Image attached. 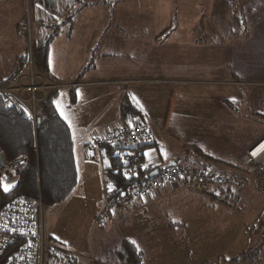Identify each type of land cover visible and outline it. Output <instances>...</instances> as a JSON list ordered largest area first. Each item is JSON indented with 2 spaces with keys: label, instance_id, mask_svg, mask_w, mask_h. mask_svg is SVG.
<instances>
[{
  "label": "rangeland",
  "instance_id": "obj_1",
  "mask_svg": "<svg viewBox=\"0 0 264 264\" xmlns=\"http://www.w3.org/2000/svg\"><path fill=\"white\" fill-rule=\"evenodd\" d=\"M200 1L203 5L195 12H182L198 24L178 26L174 22L170 28L169 25L157 26L154 29L156 33L167 28V32L174 31L171 40L166 44L140 45L141 49L139 45L133 44L129 47L130 57L119 50L115 58L99 59L96 65L102 71L104 67L110 78L134 75L138 63H145L141 73L147 74L150 80L160 77L171 78L170 76L183 80L189 77H182L180 74L202 72L204 75L207 71H218L217 74H220L218 78H221L219 80L229 81L233 80L232 73H238L239 78L245 83L241 86L220 85L218 86L220 95L223 93L225 99L230 102L240 100L243 103L240 112L248 116L250 113L256 119L229 117L227 113L225 122L214 125L208 130L209 135H206V138L202 137L203 144L213 146L212 148L223 154L225 152L237 154L248 134L264 130V0ZM117 2L115 0L114 3ZM53 4L56 5L55 0H40L38 6L52 8ZM74 4L78 6L76 2ZM126 4L128 3L123 4L124 10L129 9V5ZM250 6L253 10L251 14ZM36 10L38 9L34 6H30V10L28 8V11L33 12L30 16L33 40L34 26L40 27L39 22L43 18L44 22L51 23L45 18V13L39 14ZM99 11L97 9V13ZM134 14L137 15L136 12ZM134 14L126 13L129 16ZM161 15L164 17L165 12ZM95 19L101 20L100 16ZM248 19L251 21L248 22ZM221 20H226L225 28L220 27ZM233 20H239L237 25ZM224 31L225 42L222 40ZM24 42L28 45L25 40ZM109 63L113 65L109 67ZM79 79L75 81L76 83L63 87L86 84L82 79L78 81ZM198 80L197 83L193 82L190 85L174 86L181 88L173 100L170 91L162 94L166 101L162 109H166L171 101L178 103L184 98L187 101L209 99L207 91L208 95H211L212 88L208 89L209 86L207 87L204 80ZM134 81L131 79L130 84ZM143 86L150 92L153 87L158 88L160 85L152 83L143 84L141 87ZM68 88L61 90L58 104L60 112L72 126L77 153L79 149L77 134L80 131V124L86 119L83 115L72 114L74 101L70 94L71 89ZM187 94H191V97H186ZM151 105L155 104L150 103ZM78 106L79 109H83L84 104L79 103ZM160 134L171 150L179 148L176 140L169 136V132ZM235 160L233 165L209 162L208 168H216L239 177L246 176L247 173L242 170L248 168L245 161ZM189 161L194 163L192 164L194 167L201 166L197 161ZM178 163L184 161L179 159ZM244 165L245 168H238ZM93 167L84 171L80 169L78 183L71 195L64 201L48 207L47 212V234L50 243L69 255L76 256L75 264H80V260L84 261L83 256L89 254L93 246L97 259L106 261L101 253L103 248L110 244L113 246L117 241L120 243L121 236L135 242L142 251L146 264H243V262L258 264L257 261L261 259L260 263L264 264L263 248L254 255L256 249L254 246L258 244L260 233L264 229V194L258 191L253 182L248 181L242 192L236 195L229 192L228 196L221 197L225 199L220 200L214 199L210 193L185 188L165 202L148 207L146 212L137 211L128 218L124 224L127 225L120 228L115 223L99 226L93 221L103 199V183L99 168L96 163H93ZM14 182V179L2 180L0 185L4 189L7 185L9 189ZM214 193L217 196L221 194L219 191ZM176 221L181 224L170 230L168 223Z\"/></svg>",
  "mask_w": 264,
  "mask_h": 264
},
{
  "label": "crops",
  "instance_id": "obj_2",
  "mask_svg": "<svg viewBox=\"0 0 264 264\" xmlns=\"http://www.w3.org/2000/svg\"><path fill=\"white\" fill-rule=\"evenodd\" d=\"M32 1L0 0V83L9 81L21 67L20 58L25 55L27 45L19 36L17 27L27 14L31 16L33 12L28 11V8L30 10V6H34L38 9L36 10L37 13H45L46 15L44 16L47 21H51L50 24L46 23L43 21V18L42 22H39L40 27L34 26V40L38 41L42 37L52 34L54 27L58 26L55 27L56 33L49 46L47 73L49 77L64 85L74 84L79 78L78 81L82 79L86 82V84L68 86L71 89L70 94L74 95L75 99L72 103L74 107L72 114L76 116L83 115L86 119L80 124V131L77 134L79 146L77 153H75L74 144L75 162L79 173L80 169L82 171L93 169V163H96L102 179L100 163L86 157L82 141L85 132L89 128L105 125L119 116L125 97L137 109L139 113L138 117L147 125L152 136L151 140L138 145L136 149L142 156L144 172H148L151 169L168 167L172 163L194 164L189 160L201 163V166L196 165L197 168H205L203 160L187 151L184 147L186 145L198 146L216 159L233 165V161H236L235 159L245 161L249 148L264 137L263 129L256 130L251 135L248 134L245 142L240 145L237 154L232 152H225L223 154L212 148L213 146L202 143V137L206 138V135H209L208 130L214 125L225 122L228 116L256 119L250 113L248 116L240 112L239 109L243 106L240 100L230 102L225 99L223 93L220 95V87H218L220 85L232 84L241 86L245 83L239 78L238 73H232L233 80L229 81L225 79L219 80L221 78H218L220 75L217 74L219 73L218 71H207L204 75L201 74L202 72L180 74L183 75L182 77H189V79L183 80L178 79L176 76L150 80L147 74L141 73L145 63H138L134 75L110 78L104 67L102 71L96 65L99 59L110 60L111 58H115L119 50H122L125 56L130 57L129 47L133 44L139 45L140 49L142 48L140 45L156 46L166 44L167 41L171 40L172 33H174V31L167 32V29L172 27L174 22L178 26L182 24H198V22L188 18L187 15H183L182 12H195L203 5V2L200 0H117V3H114L115 0H55L56 5L53 4L52 8L38 6L40 0H34L35 3H32ZM75 2L78 6H75ZM125 3L129 5L128 10L123 9V4ZM213 7L214 5H212ZM97 9L100 10L99 13H97ZM249 9V13L251 14L253 12L252 7L250 6ZM128 12L133 14L136 12L137 15H126ZM162 12H165V19L161 15ZM98 16L101 19L99 21L95 19ZM248 20V22L251 21L250 19ZM221 22L222 26L218 25L225 28L226 20H221ZM233 22L237 25L239 20H233ZM157 26L169 27L156 33L154 29ZM225 34L226 32L224 31L222 34L223 42H225ZM139 64L141 65L140 69L138 68L140 67ZM112 65L113 63H109V67ZM222 77H224L223 74ZM192 78L196 80H191ZM131 79L135 81L129 85V89L125 95L122 81ZM198 79L204 80L203 82L207 83V87L209 86L208 89L212 88L211 95H208L209 91H207L209 99L205 101H187L184 98L183 100H179L178 103L171 101L166 109H162V105L166 103L162 98V94L170 91L173 100L175 95L180 92L181 85H190L193 82L199 81ZM152 83L159 84L160 86L158 88L153 87L150 92L144 86L141 87L143 84ZM162 85L169 86L162 87ZM177 85L181 87H174ZM63 88L58 91L55 97V105L59 115L70 126L73 138L72 126L59 109L58 100ZM190 95L187 94L186 97ZM79 103L84 104L83 109H79ZM150 103L155 105L150 106ZM227 113L228 116L226 117ZM251 113L256 114L257 112ZM171 117L172 119H170ZM193 125H195L194 128ZM161 132H169V136L176 140L177 147L179 146V148L171 150L170 146L164 143V140L161 138ZM179 159L184 161V163H178ZM114 160L110 156L104 164L105 167L112 170ZM239 167L245 168V165ZM244 171H247V169ZM182 190H185V188L181 183H172L157 189L149 195L147 200L149 202L148 207L157 203H163L166 199L180 193ZM101 204L98 206L95 216ZM136 212L129 209L124 216L113 219L110 224L115 223L120 228L125 227L127 224H124L128 218ZM179 224H181L179 221L168 223L170 230H174ZM99 226H102V224ZM124 239L133 242L128 237L121 236L120 243L117 241L113 246L110 244V246L103 248L101 253L106 258V261L97 259V253L93 246L89 254L83 256L84 261L80 260V264H129L120 258L118 254ZM134 245L136 246L135 243ZM136 248L141 256L140 264H146L142 251L137 246ZM254 248H256L254 255H257L260 248H262L260 239ZM108 259L110 260L109 262ZM261 261L262 259L258 260L257 263L262 264L260 263ZM243 264L253 263L243 262Z\"/></svg>",
  "mask_w": 264,
  "mask_h": 264
},
{
  "label": "built area",
  "instance_id": "obj_3",
  "mask_svg": "<svg viewBox=\"0 0 264 264\" xmlns=\"http://www.w3.org/2000/svg\"><path fill=\"white\" fill-rule=\"evenodd\" d=\"M26 41L27 59L20 72L10 81L0 85V95L7 107L19 109L32 123L35 134L46 123L44 104L47 99L63 88V84L51 79L41 70L33 58L32 24L27 14L17 27ZM127 94L130 80L122 81ZM147 125L137 116L121 110L119 116L102 126L89 128L82 141L87 158L100 163L104 197L95 216V224L110 223L130 210L146 211L148 197L155 190L181 183L184 188L199 192H242L248 181L264 194V137L249 148L245 158L246 176L239 177L221 170L197 168L191 164H175L144 172L142 156L129 145L138 146L151 140ZM113 157L121 164L120 173L126 184L112 177V170L105 162ZM255 153V155H253ZM28 153L9 160L0 152L1 181L18 177L26 165ZM158 170L156 174H152ZM48 207L39 192L33 198L20 197L0 208V264H45L46 252L51 247L47 234ZM264 249V229L260 233Z\"/></svg>",
  "mask_w": 264,
  "mask_h": 264
},
{
  "label": "trees",
  "instance_id": "obj_4",
  "mask_svg": "<svg viewBox=\"0 0 264 264\" xmlns=\"http://www.w3.org/2000/svg\"><path fill=\"white\" fill-rule=\"evenodd\" d=\"M55 27L52 34L44 36L38 41L33 40L32 44L33 58L45 73H48L49 46L56 33ZM26 59L27 54L25 53L20 58V69L25 65ZM5 82H1L0 85ZM57 93L51 95L44 104L47 120L45 126L37 134L25 115L15 107H7L0 95V152L9 160L28 153L26 165L14 179V185L7 191L0 185V208L20 197H36L39 192L44 204L50 207L68 198L77 185L78 171L75 162L74 141L70 126L57 111L55 105ZM122 110L139 115L127 97L123 101ZM184 147L202 159L205 168H208L209 162L225 163L198 146L186 145ZM115 151L114 149L110 150L111 158H115L113 157ZM120 168L121 164L114 160L112 177L119 183L126 184L125 179L121 176ZM220 192V196L215 195L214 192H211L210 195L224 199L221 198L223 195L226 197L230 194L225 190ZM118 254L129 264H140L141 262L140 253L134 243L128 239L122 241ZM76 259V256L69 255L51 244L46 252L45 264H75Z\"/></svg>",
  "mask_w": 264,
  "mask_h": 264
},
{
  "label": "water",
  "instance_id": "obj_5",
  "mask_svg": "<svg viewBox=\"0 0 264 264\" xmlns=\"http://www.w3.org/2000/svg\"><path fill=\"white\" fill-rule=\"evenodd\" d=\"M129 149H132V150H136L137 149V146L135 145H129L128 146ZM170 165H175V163H172ZM158 172V170H155L152 174H156Z\"/></svg>",
  "mask_w": 264,
  "mask_h": 264
},
{
  "label": "snow or ice",
  "instance_id": "obj_6",
  "mask_svg": "<svg viewBox=\"0 0 264 264\" xmlns=\"http://www.w3.org/2000/svg\"><path fill=\"white\" fill-rule=\"evenodd\" d=\"M253 155H255V153H253ZM5 190L6 191L8 190V186L7 185H5ZM133 243H135V242L133 241Z\"/></svg>",
  "mask_w": 264,
  "mask_h": 264
},
{
  "label": "bare ground",
  "instance_id": "obj_7",
  "mask_svg": "<svg viewBox=\"0 0 264 264\" xmlns=\"http://www.w3.org/2000/svg\"><path fill=\"white\" fill-rule=\"evenodd\" d=\"M264 146V143L262 144V146L261 147H263Z\"/></svg>",
  "mask_w": 264,
  "mask_h": 264
}]
</instances>
